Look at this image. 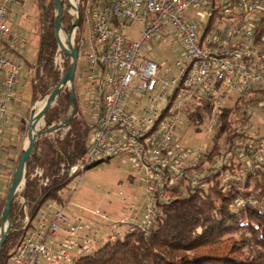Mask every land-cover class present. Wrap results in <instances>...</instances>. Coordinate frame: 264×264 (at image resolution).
<instances>
[{"label":"built area","instance_id":"built-area-1","mask_svg":"<svg viewBox=\"0 0 264 264\" xmlns=\"http://www.w3.org/2000/svg\"><path fill=\"white\" fill-rule=\"evenodd\" d=\"M15 2L0 0V134L8 122L14 85L23 71L22 62L8 50L28 44L27 36L6 18ZM90 19L89 47L84 54L89 68H83L80 77L87 80L84 89L92 99L96 125L84 154L62 172L72 177L98 160L128 157L145 187L143 219L110 220L98 210L75 218L65 213L64 206L49 202V215L42 210L33 220L25 215L28 227L10 264H71L106 241L146 232L163 215L164 204L173 197L172 188L204 186L208 168L218 163L217 155L211 161L207 157L213 142L198 151L174 138L182 120L207 117L211 118L207 127H213L221 123V112L230 105L239 104L250 119L254 106L264 109V0H101L91 6ZM128 21L141 25L137 39L123 31ZM167 26L177 34L184 51L174 65L163 67L145 57V51ZM54 63L63 70L60 53ZM130 91L135 99L129 100ZM68 118L52 131L66 127ZM256 128L251 123L252 137ZM237 131L248 133V126H239ZM218 144L219 152H225V141ZM240 144L245 148L236 160L246 157V169L260 168L264 139L249 138ZM229 162L226 157L224 163ZM34 175L43 184L48 181L40 167ZM76 186H71L72 191ZM242 203L236 199V205ZM97 217L107 223L97 222Z\"/></svg>","mask_w":264,"mask_h":264},{"label":"trees","instance_id":"trees-1","mask_svg":"<svg viewBox=\"0 0 264 264\" xmlns=\"http://www.w3.org/2000/svg\"><path fill=\"white\" fill-rule=\"evenodd\" d=\"M87 1H79L82 18L76 28L77 41ZM60 3L63 7L60 25L67 31L72 19L64 10L68 6L67 0H60ZM37 5L40 32L32 64L34 101L38 96L43 99L48 94L49 88L67 70L70 60L59 51L63 70L54 63L59 48L55 36L57 10L54 1L37 0ZM63 48L69 51L66 45ZM73 88V106L70 88L64 86L44 117V129H53L72 112L66 127L37 136L25 166L23 205L30 220L44 204L62 203L61 190L75 176H67L62 169L81 158L89 134L96 125L94 116L86 117L81 113L75 85ZM175 96L176 90L170 94L168 105ZM240 107L230 105L221 112L219 132L228 130L224 140L227 148L220 153L218 144L213 141L207 157L211 161L217 155L218 163L208 168L204 186L172 188L173 197L164 204L163 215L146 232H130L113 242L106 241L92 254L77 258L71 264H264V164L252 171L242 168L241 161L236 160L239 150L245 148L241 141L264 139V133L256 128V134L261 135L252 137L249 115ZM242 125L248 126V133L237 131ZM226 157L230 159L229 164L224 163ZM108 159L98 160L88 167ZM37 167L42 168L43 177L48 179L45 184L34 175ZM240 167L243 173L239 172ZM238 198L243 201L240 205L235 204ZM4 205L5 198H0V226ZM21 208L22 203L14 196L9 209L12 224L0 246V264H10V256L28 227L22 220Z\"/></svg>","mask_w":264,"mask_h":264},{"label":"rangeland","instance_id":"rangeland-1","mask_svg":"<svg viewBox=\"0 0 264 264\" xmlns=\"http://www.w3.org/2000/svg\"><path fill=\"white\" fill-rule=\"evenodd\" d=\"M59 1V0H58ZM79 6L80 0H74ZM101 0H88L86 3L85 18L79 29L78 41L75 40L76 29L72 33V41L75 48L78 50V56H80V67L89 68L85 64L81 63L84 59V46L81 44L82 39L87 36V32L91 27V6L95 2ZM64 10L70 15L72 22L75 20L76 15L69 5L64 7ZM79 26V25H78ZM62 29V32L66 31ZM123 31L130 39H137L140 36L141 25L137 21H128L122 26ZM83 36V37H82ZM29 41V40H28ZM69 52L71 50L68 48ZM60 48L55 56L59 55ZM183 46L176 33L167 26L165 33L158 38L153 39L146 48L145 55L149 58L160 63L163 67L164 64L174 65L175 61L182 58ZM80 53V54H79ZM35 80L34 71L31 73V78L28 82L33 84ZM27 82V81H26ZM80 86L73 82V85L78 86L82 91L81 104L84 108L86 103H90L92 99L86 97L85 83L78 82ZM31 84H29L31 86ZM25 88L23 94L16 98L14 112L9 113L8 122L3 126L0 134V198L6 197L9 190V186L14 176V172L18 168L21 160V154L25 152L24 142L27 134L28 127L30 125V119L32 115V108L35 102L42 98H38L34 101L31 96V88ZM70 88V84L66 85ZM129 100L135 99V94L129 92ZM85 97V98H84ZM91 104V103H90ZM239 105V104H238ZM130 107V105H128ZM41 111L36 112L37 122ZM88 112V111H87ZM85 116H94L93 107L90 112ZM251 123L254 127L260 128L264 133V109L261 106H254L251 109ZM211 118L190 119L189 122L183 119L174 132V138L184 146L192 148L194 150H205L210 146L212 142L218 144L223 143L228 130L219 132L220 125L216 124L213 127H207ZM198 120V121H197ZM215 122V118H213ZM41 130L44 128V121H41ZM51 134L50 132H39L37 136L41 134ZM261 134L257 133L256 136ZM263 135V134H262ZM219 146V144H218ZM246 157L241 160V167H244ZM210 162V161H209ZM240 167V168H241ZM77 186L72 191L71 186L76 184ZM23 191L24 184L18 187L15 193V200L22 203L23 222L24 217L27 215L26 209L23 205ZM62 203H57L59 207L64 206L65 213L71 217H88L91 212L98 210L100 213L105 214L110 220L124 219L131 221L134 217L141 221L143 219L145 209V187L139 177V173L136 167L131 163L128 157L115 156L108 160L101 161L94 166L87 167L81 173L75 175L61 190ZM25 199V198H24ZM47 204V203H46ZM46 204L42 206V209H46ZM97 222L104 223L106 221L97 217ZM25 223V222H24ZM107 223V222H106Z\"/></svg>","mask_w":264,"mask_h":264},{"label":"crops","instance_id":"crops-1","mask_svg":"<svg viewBox=\"0 0 264 264\" xmlns=\"http://www.w3.org/2000/svg\"><path fill=\"white\" fill-rule=\"evenodd\" d=\"M38 12H39V9L37 5V0H16V2L13 3L9 7V10L6 16L8 23L13 28L18 30L21 34L27 36L29 40L28 44L24 48L8 50V53L10 54V56L16 58L23 64V71L18 76V81L14 85L15 96H14L13 102L9 106L10 113L14 112L13 108L15 106L16 98L21 96L25 88H28L30 86L29 84H31V82H28V81L31 78L32 71H34L32 64L35 58V53H36L37 45H38V36L40 32L39 24H38ZM89 38H90V29L87 32V36L86 38H84V41L82 39V42H81V44L85 45L83 48L84 52H86L89 47ZM145 57L149 58L146 55ZM80 59H81L80 56H78L75 80H74V82H76L79 86H80V83L78 82H87L85 77H80V74H82L81 72L82 70L80 66L83 65V64L80 65ZM81 63H85V58L81 61ZM94 71L96 72L97 70H94ZM30 88H31L30 90H31V96H32V84ZM75 91H76V96H77L78 107L80 108L81 113L85 114L88 111L87 112L88 114L92 107L91 104L86 103L87 105H85L84 106L85 109H83L82 108L83 106L81 104L82 91L79 90L78 86L75 87ZM41 210L45 211L47 215L50 214L49 211H47V208L45 210L44 209H41Z\"/></svg>","mask_w":264,"mask_h":264},{"label":"water","instance_id":"water-1","mask_svg":"<svg viewBox=\"0 0 264 264\" xmlns=\"http://www.w3.org/2000/svg\"><path fill=\"white\" fill-rule=\"evenodd\" d=\"M53 1H54L55 8L57 10L56 22H55L56 40H57V43H58L60 50L64 54H66L70 60H69L67 70L65 71L63 76L52 87L49 88L48 94L45 96L46 97V107H45L42 115L38 118V121H44V117H45L50 105L54 101L56 95L58 94L59 90L68 84H70V93H71L70 104H71V106H73V97H74L73 82L75 80V73H76V66H77V59H78V50H77V48L73 47L71 52H69L60 46L59 41H58L57 32H58L59 28L61 27L60 19H61L63 7L60 3V0L59 1L53 0ZM67 3L76 15V18L71 23L69 30H67L65 32L66 43L70 45L71 44L70 36H71L72 32L80 24L82 15H81V11H80L78 4L72 2L71 0H67ZM71 115H72V112H71L68 119L71 118ZM50 131H52V129H44L43 128L41 130V132H50ZM38 133H36L33 136H30V125H29L28 130H27V134H26V138L28 139L29 145H28L27 150L21 154L20 163L18 165V168L14 172L13 179L11 181V184L9 186V190H8L7 195L5 197V205H4L3 213H2V224L0 226V246L2 245V243L4 242V240L6 239V237L10 233V226L12 224V221H11L10 216H9V209H10V205L12 203L13 197H14L17 189H18L16 186L17 175L20 172V170L24 171V181H23V184H24V182H25V166H26V163H27V161H28V159L32 153L33 145H34V142L37 138ZM23 198H25V192L24 191H23Z\"/></svg>","mask_w":264,"mask_h":264},{"label":"bare ground","instance_id":"bare-ground-1","mask_svg":"<svg viewBox=\"0 0 264 264\" xmlns=\"http://www.w3.org/2000/svg\"><path fill=\"white\" fill-rule=\"evenodd\" d=\"M56 1H58V0H56ZM71 1L76 3L74 0H71ZM57 35H58V39H59V44L62 48H63V45H66L70 50H72V48L75 47L74 43L72 41V34L70 36V42H71L70 45L66 43L65 33L62 32L61 28H59ZM45 107H46V97L37 101L33 105L32 115H31V119H30V136H33L36 133L41 131V128H40L41 127V121L37 122L36 112L43 110ZM28 145H29L28 139L25 138V142H24V150L25 151L27 150ZM23 181H24V171L20 170V172L17 175V182H16L17 188L23 184Z\"/></svg>","mask_w":264,"mask_h":264}]
</instances>
